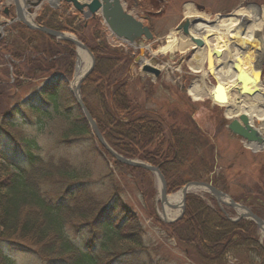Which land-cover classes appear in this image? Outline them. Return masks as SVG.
<instances>
[{"label":"trees","instance_id":"obj_1","mask_svg":"<svg viewBox=\"0 0 264 264\" xmlns=\"http://www.w3.org/2000/svg\"><path fill=\"white\" fill-rule=\"evenodd\" d=\"M80 19L78 15L60 19L57 12L44 7L36 21L75 33L94 55L95 64L81 86V95L106 143L126 158L159 167L168 192L191 181H206L228 192L226 179L216 173L217 151L212 139L196 123L193 111L183 113L177 108L170 113L166 110L165 115L142 109L144 105L127 92L130 52L110 47L106 39L96 43L98 36L104 35L98 30L97 19L89 22L95 30L88 40ZM6 55L15 62L16 77H38L41 87L8 107L4 116L38 130L47 122L62 120L64 126L55 145L68 157L45 153L35 139H21L14 132V122L4 124L2 118L0 171L9 174L0 180V264H13L4 252L8 248L30 252L40 257L41 264H115L122 257L146 252V231L136 229V215L123 201V179L128 178L140 195L144 182L145 196L150 199L153 175L112 158L90 133L67 82L54 80L56 74H72L71 44H59L15 24L0 43V59ZM68 149L77 151L76 161ZM258 190L261 193L255 189L232 198L263 217L264 192ZM208 199L211 205L200 196L188 195L182 218L173 224H159L164 238L173 240L193 264H264L256 226L247 220L228 221L215 201ZM114 240L130 246L118 251Z\"/></svg>","mask_w":264,"mask_h":264},{"label":"rangeland","instance_id":"obj_2","mask_svg":"<svg viewBox=\"0 0 264 264\" xmlns=\"http://www.w3.org/2000/svg\"><path fill=\"white\" fill-rule=\"evenodd\" d=\"M6 1L2 0L0 3L4 4ZM124 4L126 8L131 7L128 8L129 11L138 18H142L153 31L155 41L149 45V49L145 52L143 59L146 63H149L161 71V76L158 79H154V77L141 72L140 66L133 60L125 73L128 81L127 92L129 97H134L135 101L144 105V107L142 106L144 110H155L163 113L169 110L170 113L171 109L178 108V110L183 113H186L189 109L195 111L196 113L195 115L193 114V116L196 123L208 137L212 139L211 144L215 152L217 151V159H215L217 167L216 173H221L226 179L228 195L241 196L255 189L258 193H261V190H258L259 188H262L264 192V149L254 152L247 150L243 144H241V139L230 134L226 126L236 117L229 119L224 113L225 107L212 105L209 97H203L201 100H194L188 94V88L194 83L202 84L201 80L203 79V73H206L204 83L207 90H209L210 83L214 84L215 78L217 81V77L213 73V70L211 74H207V71L203 69L205 64L202 63L199 65L201 68L199 72H195L198 70L196 68L198 63L196 59H190L191 57L188 58V56L191 55V47L185 48L183 51L174 50L173 52L167 53L156 52L157 48L164 44L165 37L171 31H174L180 22L188 17V7L190 8L193 18L199 17L206 19L208 22H214L217 15L222 16L235 13L240 9H251L255 11L256 15L264 16V0H163L160 4H158L156 0H136V5L131 4L130 0H128V2L124 0ZM41 11L42 9L39 12L37 11L39 15ZM2 18L3 15L0 10V22H2ZM91 25L92 23H89V25L87 24L84 30L88 40L93 37L92 33L95 30ZM97 25H99V21ZM214 25V23L209 24L207 28L212 29ZM98 30H100V28ZM101 33L104 34L102 29ZM181 34L180 36H182ZM177 37H179V34H177ZM75 38L77 39L76 36ZM262 38L264 40V27ZM103 39L108 40L110 47L123 49L114 40L110 39L108 34L99 35L95 41L99 43ZM71 47L73 51H76V47L73 45H71ZM210 50L211 46H208L207 51L210 52ZM131 54L134 55L133 59H135L138 52L132 49ZM59 56L60 55H57L56 57ZM2 59H0V80H3V83L0 85V123L3 117L4 120L2 122H5L4 124L14 122V125L17 127L14 129V132L18 134L21 139H35L45 153L66 155L68 157L66 151H58V147L55 145L60 137V132L62 131L61 127L63 128L64 126L62 120L58 119L51 123L47 122L42 130H38L32 126L23 127L15 117H12V120L6 119L7 116H4V114L7 113V108L15 105L16 101L19 99L32 96V93L41 87L39 85L41 81L38 77L33 79L12 77L13 80H10L9 77L12 75L15 76L14 64L10 63L9 59ZM193 60H195V62ZM75 61L74 56L73 70L69 77L68 87H70V84L73 82L76 67ZM216 62L217 64L221 63L220 61ZM194 68H196L195 71ZM260 68L262 77L257 92L263 93L264 96V55ZM10 70L11 73H9ZM57 76L58 74H56L54 78H57ZM56 78L54 80H56ZM59 79H65V77H62V73ZM222 83L225 85L228 81ZM235 96L236 92L233 90L230 93V100H233ZM252 99L253 98L249 97L242 98L241 108L246 106L244 102L249 103ZM260 107L261 105L259 108ZM22 110H25V106L22 107ZM261 110L264 109L261 108ZM252 120L255 128L259 129L264 135V127L260 124L261 122H259L255 116H253ZM6 144L7 142H4V145ZM6 149H8V147ZM68 150L70 151L69 156H71L72 161H76L77 156L75 154L77 151L75 149ZM79 162L80 160L76 163L79 164ZM111 165L110 162V169L112 167ZM6 174L8 175L9 173H1L0 171V180H2ZM256 183L258 184L256 185ZM94 184L91 186L92 192ZM123 184V201L129 207L130 213L136 215V218H133L136 226H138L136 229H143L146 231L144 241L146 246H148V252L146 251L139 255L135 254L122 257L120 262L117 261L115 264H193L190 263L184 253L177 248L173 240L164 238L165 232L159 228V224H166L167 222L159 212L161 209V197L159 188L160 183L157 178L153 175L152 189L154 193L150 199L145 196L146 184L144 182L140 189L141 195L138 192V188H136L128 178L123 179ZM99 186L100 184L96 185V187ZM178 192L179 190L168 192V196L175 195ZM193 194L199 195L206 202H209L203 192L195 191ZM262 211L264 218V207ZM238 215V212L234 210L228 216V219L235 220ZM70 219L71 221L76 220L75 218H73L74 220L72 218ZM127 231H130V229H127ZM99 234L103 236L102 233ZM257 237L259 245L264 247V237L261 238L258 229ZM114 242V247H116L118 251L130 246L129 244L117 240H114ZM13 251L14 250L10 248L4 251L12 259L13 264H41L40 257L30 252L20 253Z\"/></svg>","mask_w":264,"mask_h":264},{"label":"water","instance_id":"obj_3","mask_svg":"<svg viewBox=\"0 0 264 264\" xmlns=\"http://www.w3.org/2000/svg\"><path fill=\"white\" fill-rule=\"evenodd\" d=\"M43 1L45 0H34L33 2L31 1H26V2H27V5H29L30 7L36 8ZM52 1L54 2L64 1L67 3H71L72 6L75 8V10L82 13L84 18L86 19L92 15L100 14L105 24L107 25L109 31L116 38L123 40V42H125L126 44L134 45L140 40L149 41V40H152L153 38L150 30L146 26H144L141 21L137 20L130 13L124 10L122 4L120 3V0H91L90 2L83 1L82 3L78 2V0H48L50 4H52ZM159 1H162V0H159ZM13 4H14L15 13H16V20L24 24L28 29L37 30L52 38L70 42L74 44L76 47L81 48L88 53V55L91 58V66L88 69V71L84 74V76L80 79V81L75 86H71L70 91L84 119L86 120L91 133L93 134L95 139L98 141V143L104 148V150H106L118 162L124 165H127V166L141 168V169H144L154 174L160 182L161 202L166 203V205L169 208H174V206H171L167 203L166 182L162 174L160 173L159 169L157 167L148 165L147 163L140 162L138 160L124 158L121 155L117 154L115 151H113L108 146L106 141L104 140L102 134L98 130L96 122L91 117L89 111L84 105L81 94H80V88H81L82 82L85 80L88 74L92 71V68L94 65L93 56L92 54H90L86 46H84L79 41L73 39L67 33L50 30L48 28L38 26L35 23H29L24 16L25 12L21 8L19 1L13 0ZM6 12L7 11L5 10V13ZM27 12L30 13L31 8H27ZM197 22H198L197 20L190 21L186 19L176 27V30L181 31L182 34L187 36L189 38V41L192 44H194L195 47L202 48L204 46V42L199 38L192 37L189 31L192 25H194ZM143 52L144 50L142 48H139L140 56L143 55ZM220 54H221L220 50L214 49L212 52V55L208 56L207 67L209 69L212 67L211 57L215 56L216 58H218ZM142 71L147 74H152L155 77L159 76V71L156 68H153L147 64H144L142 66ZM233 71L237 73L236 80L241 85V94L251 96L253 92L245 87L246 84L250 82V79L244 76L245 74L243 75L241 70H239L237 66L235 65L233 66ZM259 78H260V72L258 73V79ZM220 95H222V98H220ZM213 100L214 102H217L219 104L226 103V98L224 97V88L218 84L214 87ZM237 102H238V98H237ZM227 128L232 134L239 136L248 142H257L261 144L264 141V139L261 138L257 130L251 127V125L249 124L248 117L245 114H241L238 117V119L232 120L227 126ZM196 189L203 190L209 193L210 195H212L215 198L217 205L219 207L223 205L225 207H230L234 210L241 211V214H239L237 217L238 220L239 219L250 220L257 226L259 230L264 232L263 230L264 220L262 218H260L255 213H253L246 206L235 203L227 194L214 188L211 184H208L205 182H190V183L185 184L182 187L181 189L182 203L180 206L182 211H181L180 216L176 218L175 220L180 219L184 213V204H185L186 195L190 191L196 190ZM166 222L169 223L171 221H166Z\"/></svg>","mask_w":264,"mask_h":264},{"label":"bare ground","instance_id":"obj_4","mask_svg":"<svg viewBox=\"0 0 264 264\" xmlns=\"http://www.w3.org/2000/svg\"><path fill=\"white\" fill-rule=\"evenodd\" d=\"M187 14L188 18H192L189 7L187 8ZM263 17V15H256L254 10L240 9L235 14L217 17L214 22H210L215 24L212 29L207 28L208 21L206 19L203 21L199 19V23L193 26L192 35L194 38H203L206 49L208 46H211V51L214 49L220 50L221 54L218 58L221 63H219V69L217 68L218 70L215 74L217 79L223 82L228 79L229 72L232 73V77L225 84L227 91L224 90V94L226 93V96L233 90L241 92V85L236 80L237 73L232 72L234 65L241 70L243 75L245 74L244 76L250 79V82L245 87L253 91V96L251 97L253 99L249 103L244 102L246 106L243 108H241L242 103L236 104L232 101L231 104H227L225 115L229 117L235 116L239 112H245L249 115L250 120L255 116L264 127V110H261V108L264 109V96L263 93L255 92L256 88L259 87L258 73L264 55V40L262 38L264 27ZM176 34L175 30L171 31L165 37L164 44L159 46L156 52L167 53L173 52L174 50H185L189 42L180 36V34L179 37ZM207 54L199 53L194 58L201 64L203 60H206ZM89 65L90 60L87 53L84 50H78L73 86L80 81L89 68ZM197 68L199 67L197 66ZM204 77H206V73H203L202 84L194 83L188 90L189 95L194 100H201L203 97L209 95V91L204 83ZM220 98H222V95H220ZM260 105L261 107L259 108ZM251 124L253 123L251 122ZM249 146L254 151L262 150L264 149V141L262 144H251ZM167 202L179 208L182 202L181 191L175 195L168 196ZM159 212L164 219L170 220L178 216L180 211L179 209L171 210L164 203ZM260 236H264L263 232H260Z\"/></svg>","mask_w":264,"mask_h":264}]
</instances>
